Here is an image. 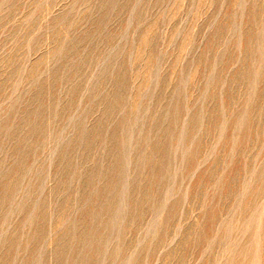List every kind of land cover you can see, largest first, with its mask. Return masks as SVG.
I'll use <instances>...</instances> for the list:
<instances>
[{"label":"rangeland","instance_id":"374dc122","mask_svg":"<svg viewBox=\"0 0 264 264\" xmlns=\"http://www.w3.org/2000/svg\"><path fill=\"white\" fill-rule=\"evenodd\" d=\"M0 264H264V0H0Z\"/></svg>","mask_w":264,"mask_h":264}]
</instances>
